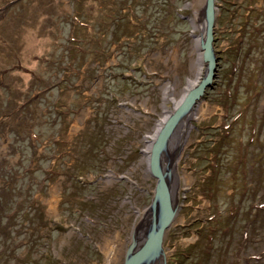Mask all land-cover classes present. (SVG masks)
Instances as JSON below:
<instances>
[{"label":"rangeland","instance_id":"374dc122","mask_svg":"<svg viewBox=\"0 0 264 264\" xmlns=\"http://www.w3.org/2000/svg\"><path fill=\"white\" fill-rule=\"evenodd\" d=\"M204 3L0 0V264H106L115 240L122 264L155 186L145 146L175 106L162 87L204 74ZM215 6L166 264H264V0Z\"/></svg>","mask_w":264,"mask_h":264},{"label":"water","instance_id":"95a60500","mask_svg":"<svg viewBox=\"0 0 264 264\" xmlns=\"http://www.w3.org/2000/svg\"><path fill=\"white\" fill-rule=\"evenodd\" d=\"M216 19L215 0H205L204 9L193 25L198 31L201 61L205 63L204 74L198 85L185 91L177 105L168 112L161 125L153 133L147 155V171L155 179L150 203L144 208L140 221L133 227L124 251L122 264H166L163 246L166 232L178 214V185L176 159L182 148L189 113L200 101L205 88L212 86L215 78L216 58L213 33ZM181 130L180 143L171 150L168 145L175 132Z\"/></svg>","mask_w":264,"mask_h":264},{"label":"bare ground","instance_id":"6f19581e","mask_svg":"<svg viewBox=\"0 0 264 264\" xmlns=\"http://www.w3.org/2000/svg\"><path fill=\"white\" fill-rule=\"evenodd\" d=\"M197 43H198V41H196ZM199 59H201L200 58V56H199ZM199 59L197 60V63H198V66L196 67V72L198 73V72H200L201 71V68H200V65H201V63L199 62ZM195 72V73H196ZM198 77H196V79H197ZM188 87H191V86H193V84H194V80L192 81V80H188ZM183 92H185V91H181V94H172L171 93V91H170V89H169V85H165L164 87H162V97H163V100L165 101V100H167V99H170L171 101H172V103H173V105H177L178 104V102L180 101V99H181V97L183 96ZM162 109H163V111H165V113H166V110H167V108L164 106V104L162 105ZM206 113V110L205 109H203L202 107H197V109H193L190 113H189V116H188V118H189V122H188V124H187V127H186V131H185V133H184V140H183V142H182V144L184 143V141L186 140H188L187 139V133H188V128L191 126V121H192V119H200L204 114ZM167 115V114H166ZM166 115H163V116H161V118L160 119H158V121H157V124H156V126H155V128H154V130L153 131H155L157 128H158V126H160L161 125V122L164 120V118H165V116ZM181 130L179 129V128H177L176 130H175V132H174V137H172L171 139L172 140H170V143L171 142H176V144H175V146H177L180 142V137H181ZM150 135V134H149ZM153 134H151L150 136H152ZM169 143V144H170ZM172 146L173 145H168V147L170 148V149H172ZM149 147H150V145H149V143H147V145L145 146V149L149 152ZM147 152V153H148ZM145 155V154H144ZM178 160V157H177V159H176V163L178 162L177 161ZM176 165V164H175ZM175 172H177V167H175ZM170 229V228H169ZM167 233V232H166ZM116 237V236H115ZM164 243V242H163ZM110 244H112L110 247H109V245L106 247V252H105V255H106V264H113V261H114V257H115V254L118 252V250H119V246H118V243L116 242V240L115 241H111V243Z\"/></svg>","mask_w":264,"mask_h":264},{"label":"flooded vegetation","instance_id":"af4514ba","mask_svg":"<svg viewBox=\"0 0 264 264\" xmlns=\"http://www.w3.org/2000/svg\"><path fill=\"white\" fill-rule=\"evenodd\" d=\"M184 19H186V20H188V21H190L191 20V18H190V16H187V15H184ZM213 40H214V37H213ZM213 44V43H212ZM147 151V150H146ZM148 152V151H147ZM145 153V152H144Z\"/></svg>","mask_w":264,"mask_h":264}]
</instances>
